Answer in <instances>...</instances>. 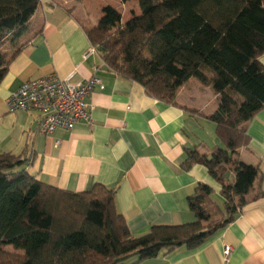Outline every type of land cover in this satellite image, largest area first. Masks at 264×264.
<instances>
[{"label":"trees","instance_id":"16d2710c","mask_svg":"<svg viewBox=\"0 0 264 264\" xmlns=\"http://www.w3.org/2000/svg\"><path fill=\"white\" fill-rule=\"evenodd\" d=\"M134 1L140 16L124 22L106 6L98 22L85 27L87 36L111 70L159 100L176 104L179 89L192 79L219 95L218 110L207 118L223 147L212 155L189 151L186 166L209 169L223 187L224 212L213 190L199 184L189 197L195 222L153 226L134 237L117 211L115 189L61 190L23 168L26 154H0V264H138L158 251L203 246L248 204L258 169L237 164L229 185L223 174L249 145L246 124L264 109V0ZM40 6L41 0H0V82L29 44V24Z\"/></svg>","mask_w":264,"mask_h":264},{"label":"crops","instance_id":"0c3cea01","mask_svg":"<svg viewBox=\"0 0 264 264\" xmlns=\"http://www.w3.org/2000/svg\"><path fill=\"white\" fill-rule=\"evenodd\" d=\"M89 1L96 0L84 3ZM81 8L86 6L77 0H41L31 19L36 29L26 36L30 42L0 82V154H26L23 168L61 190L83 193L96 184L115 189L117 211L134 237L153 226L195 222L189 197L199 184L213 190L211 198L224 212L223 187L209 169L186 166L189 151L212 155L223 147L216 124L207 118L218 110L219 95L192 79L179 89L176 104L151 96L103 62L87 36ZM260 61L264 65V55ZM50 75L73 83L101 80L104 89L96 87L87 100L91 125L80 122L72 131L44 135L38 112H9L8 100L23 83ZM246 132L249 145L236 152L223 179L234 184L239 163L257 168L259 175L235 220L199 248L158 251L138 264H264V109ZM226 246L232 248L228 260Z\"/></svg>","mask_w":264,"mask_h":264},{"label":"built area","instance_id":"2783aa9c","mask_svg":"<svg viewBox=\"0 0 264 264\" xmlns=\"http://www.w3.org/2000/svg\"><path fill=\"white\" fill-rule=\"evenodd\" d=\"M96 87L104 89L98 78L73 83L70 78L57 75L28 81L14 92L8 100L11 113L35 111L40 114L39 132L53 134L56 130L72 131L80 122L92 123V114L87 102ZM226 260L232 248L225 247Z\"/></svg>","mask_w":264,"mask_h":264},{"label":"rangeland","instance_id":"374dc122","mask_svg":"<svg viewBox=\"0 0 264 264\" xmlns=\"http://www.w3.org/2000/svg\"><path fill=\"white\" fill-rule=\"evenodd\" d=\"M81 2L82 5L86 6L85 9L81 8V17L83 19V23L86 27H92V24H96L99 18L103 15L104 8L106 6H112L116 8L119 12L122 13L124 22H127L131 19H134L141 15V12L136 5L134 0H96L95 2ZM36 29V20L31 21L29 25V33L33 34ZM27 39H25L26 41ZM241 102V99L236 97ZM220 215H215L212 219V224H218L221 221V218H217Z\"/></svg>","mask_w":264,"mask_h":264}]
</instances>
